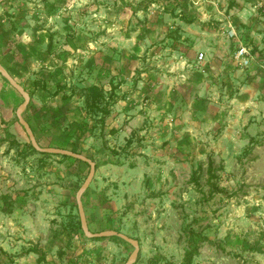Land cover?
I'll use <instances>...</instances> for the list:
<instances>
[{
    "label": "rangeland",
    "instance_id": "rangeland-1",
    "mask_svg": "<svg viewBox=\"0 0 264 264\" xmlns=\"http://www.w3.org/2000/svg\"><path fill=\"white\" fill-rule=\"evenodd\" d=\"M0 65L30 93L20 114L39 147L71 150L47 122L59 86L81 109L90 134L76 151L98 164L80 195L86 227L134 239L132 264H178L188 230L204 239L192 264H264V0H0ZM6 82L0 262L124 264L126 242L68 228L86 167L31 153ZM90 85L102 117L84 111ZM210 155L221 191L209 197Z\"/></svg>",
    "mask_w": 264,
    "mask_h": 264
},
{
    "label": "trees",
    "instance_id": "trees-1",
    "mask_svg": "<svg viewBox=\"0 0 264 264\" xmlns=\"http://www.w3.org/2000/svg\"><path fill=\"white\" fill-rule=\"evenodd\" d=\"M186 21H189L188 19H185ZM7 41V40H6ZM60 91L52 94L53 98V103H49V105L45 108L46 115H48V125L52 131L55 133H60L64 135L66 138H71L73 142H67L70 143V147L72 152L81 154L79 151H76V148L79 146V143L84 141L89 134H90V127L84 120V116L81 112V109L79 107L74 106L73 104L70 103L69 97L70 95H66L65 91L67 92L65 88L59 86ZM28 96L30 95L29 92ZM82 103H83V108L85 109L84 111L88 113H99L102 116L106 115L108 113V110L104 104V97L102 94L101 88L97 85H90L88 87H85L82 90ZM28 106V104H27ZM27 106L24 108L26 109ZM80 113H78V111ZM61 119V120H60ZM60 120V121H59ZM31 129V128H30ZM32 131V129H31ZM12 145H14L13 142H11ZM27 148L31 151V153H38V154H43L35 151L30 143L26 144ZM64 149V148H61ZM59 154H55L57 156ZM64 158H68L71 160V164H75L78 166H84L86 167V173L84 176L87 175L88 172V166L85 162H82L77 159L70 158L65 155H59ZM86 157V156H85ZM88 158V157H86ZM89 159V158H88ZM91 160V159H90ZM93 161V160H91ZM94 162V167L96 168L98 166L97 162ZM214 161L211 158V155L208 156L207 160V167L205 170L206 173V184L208 186V196H212L215 193L220 192L221 190L218 188L216 179H217V174H216V168L213 167ZM218 171H222L223 167L221 165L218 166ZM191 181L194 185H198L197 180L195 177L191 176ZM76 207V206H75ZM87 223V222H86ZM71 231H79L80 235L83 236L82 232L80 231V222L78 219V216H76V222L72 224V226H69ZM114 231L118 232V228H114ZM190 233V240L191 243L188 246L187 251L183 254L181 261L178 264H192V256L196 253V248L195 245L199 241H202L204 239L196 238V234L192 230H188ZM84 237V236H83ZM85 238V237H84ZM109 238L116 239L117 237L115 236H109ZM88 239V238H86ZM104 237L100 238H89L90 241H99L103 240ZM121 240V239H120ZM27 252H32L38 254V259L43 258V255L40 249L37 248H28L26 250ZM0 264H6L5 262H0Z\"/></svg>",
    "mask_w": 264,
    "mask_h": 264
},
{
    "label": "water",
    "instance_id": "water-1",
    "mask_svg": "<svg viewBox=\"0 0 264 264\" xmlns=\"http://www.w3.org/2000/svg\"><path fill=\"white\" fill-rule=\"evenodd\" d=\"M0 74L5 78V80L7 81L6 83L9 84V86L11 88H13L21 97H22V103L17 107V109L15 110V117L17 119L18 124L22 127V129L25 131L27 137H28V141L31 145V147L39 152V153H43V154H59V155H65L68 156L70 158L73 159H77L80 160L82 162H85L88 166V172L87 175L83 181V183L81 184V186L79 187V189L76 191L75 193V206H76V210H77V216L80 222V229L82 231V234L85 238H100V237H108V236H115L119 239H121L122 241L126 242L127 244H129L130 246H132V251L129 254L127 260L124 262V264H132L137 256L138 253V244L134 239H131L127 236H125L124 234H121L119 232H116L114 230H104V231H100V232H90L88 230L87 223H86V219L84 216V212H83V208H82V204L80 201V195L81 192L87 187L88 183L90 182L92 176L94 175V162L91 161L90 159L86 158L85 156L78 154V153H74L70 150L67 149H61V148H52V147H47V148H43V147H39L36 143V141H34V136L33 133L29 127V125L27 124V122L22 118L20 112L24 110V108L27 106L29 98L27 96V94L24 92V90L15 82V80L4 70V68L0 65Z\"/></svg>",
    "mask_w": 264,
    "mask_h": 264
},
{
    "label": "built area",
    "instance_id": "built-area-1",
    "mask_svg": "<svg viewBox=\"0 0 264 264\" xmlns=\"http://www.w3.org/2000/svg\"><path fill=\"white\" fill-rule=\"evenodd\" d=\"M240 56L242 65H246L248 63V52L243 48L239 47V50L237 51L236 57ZM204 59V54L202 52H199L196 56V62L200 63Z\"/></svg>",
    "mask_w": 264,
    "mask_h": 264
}]
</instances>
